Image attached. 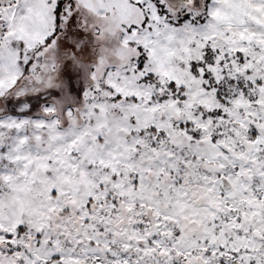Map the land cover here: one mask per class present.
Wrapping results in <instances>:
<instances>
[{"label":"snow or ice","instance_id":"snow-or-ice-1","mask_svg":"<svg viewBox=\"0 0 264 264\" xmlns=\"http://www.w3.org/2000/svg\"><path fill=\"white\" fill-rule=\"evenodd\" d=\"M0 264H264V0H0Z\"/></svg>","mask_w":264,"mask_h":264}]
</instances>
